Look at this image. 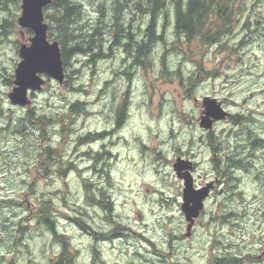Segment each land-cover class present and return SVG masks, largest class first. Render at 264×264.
Listing matches in <instances>:
<instances>
[{
  "label": "rangeland",
  "instance_id": "obj_1",
  "mask_svg": "<svg viewBox=\"0 0 264 264\" xmlns=\"http://www.w3.org/2000/svg\"><path fill=\"white\" fill-rule=\"evenodd\" d=\"M100 1L82 0L87 8L86 14L93 20L97 17L93 11L95 6L99 7ZM20 3L21 0L8 2L4 9L0 5V24L4 18L11 24L5 27V33L4 28H0V199L11 198L20 202L19 205L3 204L0 207V264H10L12 261L16 264L50 262L54 240L44 229L30 222L28 217L35 211L41 192L49 194L48 199L58 214L72 215L75 211L73 208L85 211L83 178L79 173L87 174L85 153L94 152L103 143L113 152L104 161L107 160L108 169L111 167L113 171L110 182L121 202L119 212L135 221L137 228L142 222L146 223V236H153V241L163 242L158 243L155 254L151 255L146 246L137 242L136 236L130 237L127 246L121 244L113 251L110 246L102 245L103 254L119 264H163L165 231L175 226L181 216L178 205L170 202V199L179 196L177 189L180 186L172 174L175 171L173 164L178 158L190 160L196 166L195 172L205 177V173H208L209 176L213 151L209 145V135L213 137L216 133L226 146L227 142L232 143L228 133H250L251 142L254 138L261 139L257 145L246 150V159L252 160L254 167L251 166L248 171L242 170L246 186L237 184V192L232 196L236 212L241 213L244 208L241 204L245 198L241 200L238 196L242 188L245 191L241 192L249 199L254 194L259 195L258 191L264 183V173L260 172L264 171V0L237 3V6L246 5L251 12L252 33L246 43H240L242 33L237 28L238 33L233 30L227 32L221 38V44L209 46H202L198 41L188 44L183 39H177L168 6L166 13L162 14L167 18L164 30L159 23L161 41L152 49L146 66L134 63L131 54L126 56L121 45L124 41L122 37L117 38V44L110 45L114 40V32L110 29L105 32L101 43L97 42L87 53L66 55L65 63L62 61L66 74L63 83L41 74L45 85L31 94L30 104L23 107L11 104L7 96L14 86V69L20 61L18 46L21 42L29 44L28 39L32 36L31 31L17 24ZM48 15L52 18L55 15V10L49 6L43 10L44 22L48 26L47 38L59 44L60 31ZM132 16L130 11H126L123 22L132 23L134 39L138 40L147 17L138 14ZM254 20L259 22L254 23ZM83 21L82 18L78 23L83 24ZM49 25H52V36L49 35ZM65 44L72 45V41ZM176 46L181 47L185 54L175 51L173 48ZM195 60L201 63L199 72L196 71ZM210 70H216L217 74L206 77L204 72ZM204 96L215 97L228 112H243L249 119H241L237 123L227 119L218 121L212 131L200 128L199 116ZM76 100L85 102V113L76 114L74 126L68 121L63 124L67 138L64 145V138L60 139L57 134L62 127L59 119L64 116L67 106ZM124 102L123 111H119ZM20 117L27 119L19 123L17 120ZM89 131L93 135L101 133L102 136H91L90 142L78 145L79 137H85ZM43 132L50 135L51 145L40 139ZM44 136L47 139V135ZM47 145L65 151L61 159L81 171L74 169L64 178L50 176L44 180L40 177ZM236 145L240 150L238 140ZM224 148L226 150L227 147ZM224 153L221 152V155ZM256 174L260 177L257 178ZM88 176L96 182L105 181L93 171ZM154 186L164 189L166 195L170 196L167 197L168 209L160 211L157 205L150 202V190L146 192V188ZM214 198L211 197L206 203L215 202ZM222 199L223 194L218 197V202H222ZM64 208L66 212L62 211ZM247 212L251 213L250 210ZM20 221L25 226L22 239H18L16 232ZM253 221L245 220L246 229ZM57 223L59 230L66 232L68 238L81 248V252L86 253L88 239L79 230L80 226L61 219ZM245 234V240L251 241L252 247L258 249L255 242L262 241L259 240L261 235L258 230L253 235L249 231ZM139 245L142 247L139 248ZM121 249L123 252L120 254Z\"/></svg>",
  "mask_w": 264,
  "mask_h": 264
},
{
  "label": "flooded vegetation",
  "instance_id": "obj_2",
  "mask_svg": "<svg viewBox=\"0 0 264 264\" xmlns=\"http://www.w3.org/2000/svg\"><path fill=\"white\" fill-rule=\"evenodd\" d=\"M78 1L82 7V0ZM239 1L242 3L247 2V0H231L233 20L230 32L233 30V32L238 33L237 28H239L242 33V36L239 37V39H241L240 43H246L248 37L252 33L251 28L253 23L249 8H247L246 5L237 6ZM252 1L260 2L261 0ZM95 7L97 8V6ZM258 22L259 21L254 20V23ZM235 36L237 37V35L234 34V37ZM118 37L121 36L118 35L115 37L114 33V40L111 41L110 45L113 43L117 44ZM241 119L246 121L249 118L243 112L240 114L229 112L227 118L231 123H237ZM219 122L216 121L214 124ZM59 131L61 130H58V134L61 136ZM228 134L232 137V143L227 142L228 146L225 145V142L223 143L220 141L216 133H214L212 137L213 143L211 148L213 151L210 160L212 163V170L209 174L210 177L208 173H205V175H207V177H205L203 174L195 172L194 168L196 166H194L193 161H191V169L183 170L180 173L177 171L172 172L180 186L177 189L179 196L176 195L174 199H170V202H172L173 205H178V211L181 216L180 220L174 224L175 226L165 231L163 264H264V183L258 191L259 195L255 196L254 194L253 198L250 199L241 192L245 191L243 188L239 191L240 193L238 196L241 200L245 198V200H242L241 206L244 208L241 213L236 212L235 203L233 202L234 198H232L234 193L237 192V184L241 183L242 185L244 184V187L246 186L242 170L248 171L251 166H253L252 160L248 161L246 159V150L257 145L261 139L254 138L251 143V139L249 141L250 133H243L241 135H236V133ZM91 136L100 138L102 134L96 132L95 135H93L90 131L87 132L85 137H83V139H87L85 143L91 141ZM237 140L241 146V154L242 152L244 153L240 158H236L238 155H241L236 145ZM262 141L264 142V140ZM224 147H227L226 150ZM224 151L225 153L222 156L221 152ZM85 154L87 156L86 161L88 165H86L88 170H85V173H87L85 176L89 179L91 184L88 185L83 195L86 204L84 229L81 227L78 229L81 230L83 236L88 239L86 253L85 251H82V253L81 248L73 243L71 238H68L66 232H62L58 228L57 222L59 219L72 224L75 221L74 216L69 214L62 215L59 212L62 218L59 217V219L56 220V227H54L53 234L47 232L54 240L52 261L56 263L59 262L64 252L65 254L74 255V264H119L115 260H111L110 256L104 255L101 246H110L113 251L114 249H118V247L120 248L121 244H126L127 246L132 236H136L137 242L148 248L147 252L150 253V255L151 253L155 254L154 251L158 243L163 242H157V240L153 241L151 240L154 238L153 236H146V234H148V225L146 223L142 222L140 227L137 228L138 225L135 221L123 216V214L119 212L118 207L121 202L118 200V194L113 191L110 182V176L113 172L112 168L109 167V170H100V166L97 164L93 165L94 158L99 157V162H107V160L104 161V159H107V156L111 157L113 152L110 151L108 145L103 143L100 144L99 149L94 152L91 150L89 153L87 152ZM103 154L104 156L102 157ZM91 171L95 174H100V177L105 181H93L92 178L88 176L89 173L91 174ZM260 172L264 173V171ZM51 173V176L58 177L54 171ZM184 174L189 176V182L194 190H199L203 187L208 188L206 196L202 199L201 208L193 209L192 213H190L191 211H186L185 213L182 209L185 182L181 175ZM255 176L257 178L260 177L257 174ZM169 189L173 190L172 188ZM149 190L151 195L150 202L157 205L156 208L160 211L168 209L169 200L167 197L169 195H166V191L155 186L151 189L146 188V192ZM221 194H223L222 202H218V197ZM211 197H215V202L207 204L206 201ZM187 205L191 208L190 202ZM247 210H250L251 213H248ZM246 219L254 220L248 229H246L245 225ZM168 223L170 224V221ZM255 230H258V233L261 235V239L259 240H262L260 242H255L258 243V249L252 247L254 245L251 241L245 240V233L249 231L253 235ZM140 247L142 246L139 245V248ZM121 252H123L122 249L119 253L121 254Z\"/></svg>",
  "mask_w": 264,
  "mask_h": 264
},
{
  "label": "trees",
  "instance_id": "obj_3",
  "mask_svg": "<svg viewBox=\"0 0 264 264\" xmlns=\"http://www.w3.org/2000/svg\"><path fill=\"white\" fill-rule=\"evenodd\" d=\"M8 2L17 3L18 0H0V5L2 6V8H0L4 9ZM48 6L55 10L54 18H52L51 15H48V17L57 24L60 31L61 39L58 40L63 63H65L67 54L79 55L87 53V51L97 42L101 43L102 38L105 37V32L111 29L115 33V37L119 35L122 37L121 40H124L122 42V48L126 56L131 54L134 63L146 66L147 62L149 63V55L152 49L161 41L162 36L158 35V32L160 33L159 23L161 22V27L164 30L163 27L165 26L167 18H165V16L162 17V14L166 13V8H168V6L169 15L172 17L171 23L174 35L177 39H183L188 44H192V41H198L202 46L221 44L219 42L221 41V38L230 31L233 20L231 0H101L99 7L93 11L95 15L97 14L95 20L86 14L78 0H51ZM126 11H130L133 16L138 14L140 17H147L142 34H140L138 40L133 38L135 33L132 23L123 22V20H125L124 17ZM133 16L131 18H133ZM82 18L84 20L83 24L78 23V20H82ZM7 25L11 26L10 22L4 18L3 22L0 24V28H4L3 33L6 32L5 27ZM49 29V35L52 36V25H49ZM137 29L140 28L137 27ZM68 41H72V45L68 44L67 46L65 43ZM173 49L179 53L185 54L179 46H176ZM232 49L235 50V48ZM188 51H190L189 47ZM194 63L197 67L196 71L199 72L201 70L200 61L195 60ZM168 73L170 75L173 74L172 72ZM204 73L206 77H209L215 76L217 71L210 70L205 71ZM187 90H190V88ZM84 104L85 102L76 100L74 103L70 104V106H67L64 116L59 119L62 124V127L59 128L61 130L59 131L61 135L59 137L60 139L64 138V145L67 143V138L64 133L65 126L63 124H66L68 121L70 125L74 126V122L77 119L76 114H79L80 112L85 113L83 107ZM124 105L125 102L123 103L122 108H119V111H123ZM118 113L120 114V112ZM28 117L29 114H27V118ZM27 118L20 117L17 121H19V123H24ZM44 135H47V139L43 138L45 137ZM208 137L209 145L212 146V136L209 135ZM40 139L46 141V144H50V135L47 134V132L41 133ZM86 141L87 139L79 137L78 145H83ZM45 151L47 152V155L42 161L43 168L41 167L42 170L39 172V176L44 180H46L47 177H50L52 175L51 172L53 171L60 178H64L68 172L70 173V171L74 169L81 171L80 168L61 159V156L65 151L57 149L56 146L52 148L49 145H47ZM98 158L99 157L94 158V164H92H97L98 166L101 165L99 168L100 170H109L107 162H99ZM79 174L83 178L82 184L84 191H86L88 185L91 183L83 172H80ZM28 185L32 187L31 183ZM48 198L49 194H43V192H41L40 197L37 198L38 202L36 208H34L35 211H32L33 214L31 217H28V219L30 222L42 227L46 232H51L53 234L54 227H56V220L59 219V217H62L56 212L54 204H52ZM3 204L19 205L20 202L11 198L0 199V207H2ZM84 208L85 207H83V209ZM73 209L75 211L71 216H74V223L84 229L85 211L76 208ZM62 211L66 212L67 209L64 208ZM21 222L22 221L19 223V229L16 231L19 234L18 239L23 238L25 231V226H22ZM61 257L62 258L59 262H53L51 259L48 264L75 263L73 254H65L63 252ZM10 264L16 263L12 261Z\"/></svg>",
  "mask_w": 264,
  "mask_h": 264
},
{
  "label": "water",
  "instance_id": "obj_4",
  "mask_svg": "<svg viewBox=\"0 0 264 264\" xmlns=\"http://www.w3.org/2000/svg\"><path fill=\"white\" fill-rule=\"evenodd\" d=\"M51 0H21L20 15L17 23L22 28L29 29L33 35L29 37V44L20 43L18 56L20 61L14 69V79L11 91L7 93L13 105L21 107L30 104L29 94L39 91L45 85L41 74L49 76L59 83L64 81V71L60 46L57 41L50 42L47 38V24L44 22L43 9ZM202 111L199 116V127L211 130L214 122L224 120L229 112L215 97L202 98ZM175 171L191 169V161L178 158L173 164ZM184 179L183 211L192 213L193 209L201 208L202 199L208 192L207 187L194 190L187 174L181 175ZM191 203V208L188 203ZM187 208V210H186Z\"/></svg>",
  "mask_w": 264,
  "mask_h": 264
},
{
  "label": "bare ground",
  "instance_id": "obj_5",
  "mask_svg": "<svg viewBox=\"0 0 264 264\" xmlns=\"http://www.w3.org/2000/svg\"><path fill=\"white\" fill-rule=\"evenodd\" d=\"M145 12V11H144ZM102 18V17H101ZM128 47V46H127ZM111 142V141H110Z\"/></svg>",
  "mask_w": 264,
  "mask_h": 264
}]
</instances>
